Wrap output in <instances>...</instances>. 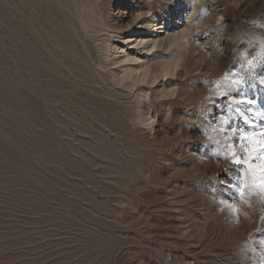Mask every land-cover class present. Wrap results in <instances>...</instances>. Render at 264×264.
Here are the masks:
<instances>
[{
	"label": "rangeland",
	"instance_id": "1",
	"mask_svg": "<svg viewBox=\"0 0 264 264\" xmlns=\"http://www.w3.org/2000/svg\"><path fill=\"white\" fill-rule=\"evenodd\" d=\"M261 41L264 0H0V264H264L201 134Z\"/></svg>",
	"mask_w": 264,
	"mask_h": 264
},
{
	"label": "snow or ice",
	"instance_id": "2",
	"mask_svg": "<svg viewBox=\"0 0 264 264\" xmlns=\"http://www.w3.org/2000/svg\"><path fill=\"white\" fill-rule=\"evenodd\" d=\"M259 47L261 51L251 59L247 58V53L241 55L239 71L225 72L221 79L211 81L214 88L205 99L227 98V110L225 114L217 116L215 122L206 116L205 126L201 129L207 142L214 145L213 156L222 157L230 161V165L239 168L238 175L225 169V175H234L236 182L227 183L222 180L221 183H227L229 188L234 189L235 195L219 201L222 207H227L237 218L241 204L251 207L253 199H259L264 204V124L258 123L264 120V110L256 108L257 99L250 98L242 91L256 87L254 70L258 63L264 61V41L260 42ZM258 83L264 85V77ZM234 92L239 95H233Z\"/></svg>",
	"mask_w": 264,
	"mask_h": 264
}]
</instances>
